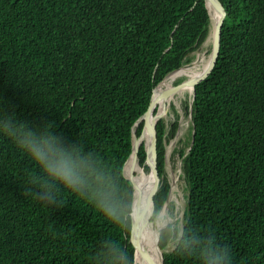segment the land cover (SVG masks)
<instances>
[{
  "label": "trees",
  "instance_id": "obj_1",
  "mask_svg": "<svg viewBox=\"0 0 264 264\" xmlns=\"http://www.w3.org/2000/svg\"><path fill=\"white\" fill-rule=\"evenodd\" d=\"M221 1L219 57L172 154L188 195L182 229L161 230L164 264H264V0ZM212 29L205 0H0V264H134L132 128ZM173 108L157 122L153 221L172 184ZM32 144L71 161L70 187Z\"/></svg>",
  "mask_w": 264,
  "mask_h": 264
},
{
  "label": "water",
  "instance_id": "obj_2",
  "mask_svg": "<svg viewBox=\"0 0 264 264\" xmlns=\"http://www.w3.org/2000/svg\"><path fill=\"white\" fill-rule=\"evenodd\" d=\"M205 2H206V6L208 8V11L210 13L211 19H212V23H213V29H212V32L209 36V37H212V50L210 53L209 63H208L207 68L198 77H195V78L192 77V78L184 79L183 81H180L176 84L167 86L166 88L161 89V90H158V89H159L162 81L160 83H158L153 89L152 97H151V101H150L148 109L137 119V121L135 122V124L132 128V152L124 164L123 172H124L125 176L131 181L132 186H133L134 200H133L132 212H133V207H134L135 201H136V199L138 200L137 215H138V218L141 222L140 234H141V237L143 239H145L144 238V231H145L144 229H146L147 222L153 223V221L151 220V217H152L154 210H155V196L157 195V193L161 187V177H160L159 169H158L157 122L165 113H167L168 107L165 108L161 113H159L158 109L156 110L157 103L160 100H162V102H164L167 99V96L171 95L172 93H174L178 89L182 88L183 86L193 88V91H194L193 98H192V101H193L194 97H195L197 85L208 78V76L213 71V69L217 63L218 57H219L220 47H221L222 28H223L225 17L227 15V9L221 0H205ZM208 2H210V3H208ZM196 3H197V1L195 2V4ZM209 4L214 6L217 13H218L215 18H213L212 14L210 12V9L208 6ZM170 46L165 51L169 50ZM156 92H158V93H156ZM191 106H192V102L190 103V110H192ZM151 116H155V119H154V121L152 123V127H151L152 134H153V155H152V157L149 156V153H148L149 149H148L147 143L144 141V143L141 144L144 146L146 153H147L146 164L149 167V170H150V173L152 176V183L154 184V188H153L151 197L148 200L149 203H152L153 207H152L151 214L147 217V215H146V202L145 203L143 202L142 192L137 189V186L135 185L134 180H135V177L137 175V170H136L137 165L138 164L140 165V162L138 160V153H139V149H140L141 145L138 144L137 139L138 138H141L143 140L145 139L146 134H147L148 119ZM190 118H191V113H190L189 119ZM180 125H181V119H180ZM180 128H181V126L179 127L175 137L179 138ZM138 130L140 131V133H138ZM176 143L174 142L173 145L175 146ZM192 143H193V141H192ZM173 149H174V147H173ZM166 163H167V159H166ZM180 166H181V162H180ZM141 167H142V169L144 168V166H141ZM169 198H170V192H169L167 201L169 200ZM132 212H131V214H132ZM132 227H133V224L131 222L129 242L131 243V245L134 248V264H135L137 251L139 250L140 244H143V242L141 241V243L139 244V243L135 242V240H133V238H132ZM156 233H157V242H156V245H157V251H156L157 263L156 264H164L163 250L160 246V230L156 229Z\"/></svg>",
  "mask_w": 264,
  "mask_h": 264
},
{
  "label": "rangeland",
  "instance_id": "obj_3",
  "mask_svg": "<svg viewBox=\"0 0 264 264\" xmlns=\"http://www.w3.org/2000/svg\"><path fill=\"white\" fill-rule=\"evenodd\" d=\"M212 42V37H209L205 43H203L198 49L194 51L195 57L194 60L191 63H187L183 65L182 67H185L187 65L194 64L195 62L201 63L203 60H208L210 57V43ZM212 44V43H211ZM176 71V70H175ZM175 71L171 72L162 82L161 85L166 86L169 83L171 84H176L178 83V79H182L185 77L187 79V75L185 74H180L174 77ZM177 72V71H176ZM173 79H172V78ZM192 94H189L186 96L185 94H177L175 99L172 100V102L169 105L167 113H165L162 117L166 118L167 121L172 117V114H174V108L173 105H176L181 113V130H180V136L174 137V139L171 141V143L168 145L167 148V174L169 176V179L171 180V188H170V198L166 202L164 208L161 210L160 214L158 217L153 221V225L156 229L161 230L168 225H171L172 227H179V230L182 229V224H183V216L184 212L187 206V195H188V190L186 189V183L184 178L182 177V167L180 166L181 160L177 158H172L173 154V147L180 143L184 144L183 142H179V139L182 138V140L186 139L188 136V131L190 127V119L189 115H186L188 113V110L185 107V102L191 101ZM172 111V113H171ZM149 137H146L144 141H148ZM143 141V142H144ZM176 143L174 146L173 143ZM144 170H146L144 168ZM147 172L150 170H146ZM174 245V239L169 242L168 247H172ZM161 246V245H160ZM163 250V249H162ZM136 261V260H135ZM136 263V262H135Z\"/></svg>",
  "mask_w": 264,
  "mask_h": 264
},
{
  "label": "bare ground",
  "instance_id": "obj_4",
  "mask_svg": "<svg viewBox=\"0 0 264 264\" xmlns=\"http://www.w3.org/2000/svg\"><path fill=\"white\" fill-rule=\"evenodd\" d=\"M210 3V2H208ZM210 12L213 16V18H215L217 16V11L215 9L214 6H212L211 4L208 5ZM209 63V59L208 60H203L201 63L199 62H195L194 64L191 65H187L185 67H181L178 70L175 71V73L173 74L174 77L180 74H185L188 77L187 78H195L198 77L199 75H201L204 70L207 68ZM171 74V73H170ZM172 78V77H171ZM173 79V78H172ZM183 81V80H182ZM173 85L171 83H169L166 86L160 85L158 90L164 89L167 86ZM158 93V92H156ZM177 94H185L186 96H188L189 94H192L191 97H193L194 91L192 87H187V86H183L182 88L178 89L177 91H175L174 93H172L171 95L167 96V99L162 102V100H160L157 103V108L158 112L161 113L165 108H169L170 103L172 102L173 99H175ZM155 119V116H151L148 119V123H147V134L146 137H149L148 141H145L147 143L148 149H149V156L152 157L153 155V134H152V123ZM181 130V129H180ZM145 137V138H146ZM144 140L141 138L137 139V142L139 145L143 144ZM137 175L135 177V185L137 186V189L139 191L142 192V198H143V202H146V215L147 217L151 214L152 211V203H149L148 200L151 197L153 188H154V184L152 183V176L151 173L146 170H144V168L142 169V167L138 164L137 165ZM137 206H138V200L136 199L134 207H133V216H134V223H135V229H136V242L137 243H141V241L143 242V244H140L139 250L137 251L136 254V263L135 264H156L157 263V255H156V251H157V233H156V228L154 227L153 223L151 222H147L146 225V229H144V238L143 239L141 237L140 234V228H141V222L138 218L137 215Z\"/></svg>",
  "mask_w": 264,
  "mask_h": 264
},
{
  "label": "clouds",
  "instance_id": "obj_5",
  "mask_svg": "<svg viewBox=\"0 0 264 264\" xmlns=\"http://www.w3.org/2000/svg\"><path fill=\"white\" fill-rule=\"evenodd\" d=\"M187 102L189 103V101ZM28 150L34 161L41 164L46 174L50 175L59 182L64 183L65 187L71 186L73 172L72 163L63 154L57 153L53 145H49L47 151H45L41 145L32 144ZM57 156L59 158H57ZM36 195L40 194L37 193ZM45 195L47 194L45 193Z\"/></svg>",
  "mask_w": 264,
  "mask_h": 264
}]
</instances>
